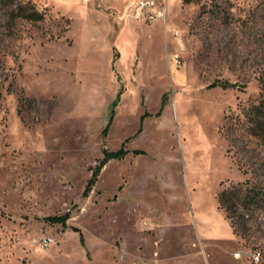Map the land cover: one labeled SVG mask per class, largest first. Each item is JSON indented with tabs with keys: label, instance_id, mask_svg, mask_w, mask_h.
<instances>
[{
	"label": "rangeland",
	"instance_id": "rangeland-1",
	"mask_svg": "<svg viewBox=\"0 0 264 264\" xmlns=\"http://www.w3.org/2000/svg\"><path fill=\"white\" fill-rule=\"evenodd\" d=\"M25 1L42 20L0 0V264H264V200L218 201L264 193V0Z\"/></svg>",
	"mask_w": 264,
	"mask_h": 264
},
{
	"label": "trees",
	"instance_id": "trees-1",
	"mask_svg": "<svg viewBox=\"0 0 264 264\" xmlns=\"http://www.w3.org/2000/svg\"><path fill=\"white\" fill-rule=\"evenodd\" d=\"M3 1H6L8 4L14 6V8L12 9V16L15 18L24 19L26 21H31V22H37L42 20L43 15L40 12H38L29 1L1 0V2ZM260 84L262 89V95L260 101L257 104L252 105L248 109H244L243 116L251 134L264 143V79L263 78L261 79ZM219 85H221L223 88L237 86V84L229 83V82H220ZM157 114H159V112ZM110 121H111V117L108 121L107 126L103 130V134H105L106 131L108 130ZM127 152L128 151L125 149H120L115 152H105L104 158L99 163L96 170L93 171L92 177L89 179L86 192L88 191L89 187L93 184L97 172L105 162H107L109 159L121 158L125 154H127ZM133 154H144V152L136 150L133 151ZM263 200H264V193L262 189L257 185L249 186L247 181L244 183H240L236 186H231L228 189L222 190L218 196L220 207L226 211L227 216L230 218H232L233 213H236L239 207L243 208L250 205L257 207L261 205ZM49 219L58 220L55 217H50ZM75 231H77V229H75Z\"/></svg>",
	"mask_w": 264,
	"mask_h": 264
},
{
	"label": "built area",
	"instance_id": "built-area-1",
	"mask_svg": "<svg viewBox=\"0 0 264 264\" xmlns=\"http://www.w3.org/2000/svg\"><path fill=\"white\" fill-rule=\"evenodd\" d=\"M125 12L132 19L151 24L156 20H164L166 9L160 0H133L125 7ZM243 256L242 252L234 253L235 258ZM253 264H258L261 260L259 252L248 254Z\"/></svg>",
	"mask_w": 264,
	"mask_h": 264
},
{
	"label": "crops",
	"instance_id": "crops-1",
	"mask_svg": "<svg viewBox=\"0 0 264 264\" xmlns=\"http://www.w3.org/2000/svg\"><path fill=\"white\" fill-rule=\"evenodd\" d=\"M131 1H133V0L128 1V3H130Z\"/></svg>",
	"mask_w": 264,
	"mask_h": 264
}]
</instances>
